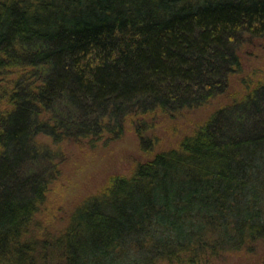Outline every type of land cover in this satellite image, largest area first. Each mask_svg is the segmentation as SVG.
Wrapping results in <instances>:
<instances>
[{"label": "trees", "instance_id": "16d2710c", "mask_svg": "<svg viewBox=\"0 0 264 264\" xmlns=\"http://www.w3.org/2000/svg\"><path fill=\"white\" fill-rule=\"evenodd\" d=\"M258 40L264 0H0V264H222L264 243V78L61 231L31 228L64 159L38 135L114 140L208 104Z\"/></svg>", "mask_w": 264, "mask_h": 264}, {"label": "rangeland", "instance_id": "374dc122", "mask_svg": "<svg viewBox=\"0 0 264 264\" xmlns=\"http://www.w3.org/2000/svg\"><path fill=\"white\" fill-rule=\"evenodd\" d=\"M243 69L231 75L228 90L208 104L186 108L171 114L155 110L129 117L121 137L97 142L67 139L54 145L50 136L38 140L64 155L60 176L48 187L46 200L35 215L33 233H57L66 227L74 210L89 197L101 192L116 176H131L137 165L152 159L163 150L177 148L211 115L230 102L240 99L264 78V40L246 43L241 50ZM138 126L145 138L153 142L146 149ZM37 228V229H36ZM222 264H264V243L254 251L231 253Z\"/></svg>", "mask_w": 264, "mask_h": 264}]
</instances>
